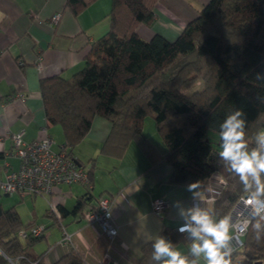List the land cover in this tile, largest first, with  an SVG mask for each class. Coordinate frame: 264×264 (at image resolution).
<instances>
[{"label":"trees","instance_id":"16d2710c","mask_svg":"<svg viewBox=\"0 0 264 264\" xmlns=\"http://www.w3.org/2000/svg\"><path fill=\"white\" fill-rule=\"evenodd\" d=\"M93 1L67 0V6L77 15ZM157 2L112 0L109 30L90 43L84 66L69 77L57 74L41 79L47 120L62 126L63 149L73 156L68 147L88 134L94 118L108 119L112 127L103 153L121 157L136 141L152 161L169 162L171 184L197 183L196 195L204 192L214 173L223 175L227 184L217 201L201 203L200 210L214 221L230 219L240 197L255 193V184L250 179L245 188L229 162L220 157V126L228 115L240 111L249 151L258 147L256 134L264 132V0H208L176 38L155 33L146 39L138 26L153 25ZM199 80L203 87L189 92ZM147 116L154 118L164 143L162 152L144 131ZM84 203L78 200L74 212H80ZM256 223L261 224L259 230ZM22 226L16 206L4 207L0 201V264L9 259L43 264L42 254L35 255L32 248L45 234L29 232L22 237ZM160 237L173 247L183 239L178 229L165 225ZM153 243L143 245L136 264H163L151 258ZM182 256L188 264H201L192 252ZM229 259L230 264H264V220L252 215L242 245L232 249ZM83 261L82 253L73 247L53 264Z\"/></svg>","mask_w":264,"mask_h":264},{"label":"crops","instance_id":"0c3cea01","mask_svg":"<svg viewBox=\"0 0 264 264\" xmlns=\"http://www.w3.org/2000/svg\"><path fill=\"white\" fill-rule=\"evenodd\" d=\"M207 1L158 0L153 25L140 24L138 32L146 39L155 33L174 39ZM111 7L112 0H94L75 15L67 0H0V180L7 162L15 169L20 166L13 133L23 131L26 142L50 135L53 146L57 143L62 148L65 133L60 124L47 120L41 79L57 74L69 77L84 66L90 43L109 30ZM56 14H60L58 21L53 20ZM22 92L27 94L24 100L17 97ZM111 127L108 119L96 116L88 134L68 147L91 170L89 182L61 183L52 195L0 190V196L12 195L0 201L4 207L16 206L22 227L46 225L45 236L32 248L35 255L42 254L43 264H53L73 247L82 253V264H100L106 256L110 264H136L143 245L160 238L164 225L177 231L193 210L192 198L200 196L188 186L171 184L169 162L152 161L136 141L129 143L121 157L103 153ZM148 138L160 152L164 150L160 137ZM101 196L112 201L110 218L118 227L113 238L84 215ZM156 198L170 202L162 214L154 211ZM80 199L84 208L75 213ZM52 203L55 210L50 209ZM65 231L72 235L71 243L61 241ZM182 237L173 247L181 255L191 252L195 242L187 232ZM194 256L207 264L203 254ZM6 264L17 262L9 259Z\"/></svg>","mask_w":264,"mask_h":264},{"label":"built area","instance_id":"2783aa9c","mask_svg":"<svg viewBox=\"0 0 264 264\" xmlns=\"http://www.w3.org/2000/svg\"><path fill=\"white\" fill-rule=\"evenodd\" d=\"M60 14L53 16L54 21H58ZM27 94L22 92L17 97L24 100ZM14 141V153L20 159L19 168L15 169L7 162L5 164L4 178L0 180V190L5 193L18 192L21 194H43L52 195L56 187L61 183L71 184L74 182H89L88 169L83 166L74 156L63 149L55 150L53 140L50 135H45L38 139L26 142L23 138V131L12 134ZM227 184L226 178L214 173L207 180L204 192L193 200V210L201 207V203L206 202L213 205ZM250 194L242 195L232 209V223L234 228V239L229 247L236 249L243 243V236L248 230V226L253 215L252 208L247 206V198ZM53 203L50 209L55 210ZM154 211L162 214L166 211L170 202L163 198H156L153 201ZM112 201L108 197L101 196L98 203L84 213L89 223L97 222L102 230L113 238L118 234V227L110 218ZM186 222V221H185ZM177 227L179 229L185 224ZM31 232L35 236L46 233L45 224H36L30 227H22L19 235L26 237ZM64 243L72 242V235L64 232L61 239ZM108 256L104 257L100 264H110Z\"/></svg>","mask_w":264,"mask_h":264},{"label":"clouds","instance_id":"9594fccd","mask_svg":"<svg viewBox=\"0 0 264 264\" xmlns=\"http://www.w3.org/2000/svg\"><path fill=\"white\" fill-rule=\"evenodd\" d=\"M241 116L242 113L236 111L228 115L221 124L219 138L222 144L219 155L229 162L245 188L250 186V179L255 184V193L247 198V206L252 208L255 216L264 220V132L256 134L258 147L249 151L245 141L246 122ZM197 186V183H193L189 190ZM255 228L259 230L261 224L256 223ZM232 230L233 223L229 218L214 221L208 212L199 208L191 210L185 224L178 229L181 233H189L195 241L191 245V252L196 256L203 254L207 264H230L232 248L229 244L234 239ZM152 248L151 258L154 261H162L163 264H188L186 258L163 237L155 239Z\"/></svg>","mask_w":264,"mask_h":264},{"label":"rangeland","instance_id":"374dc122","mask_svg":"<svg viewBox=\"0 0 264 264\" xmlns=\"http://www.w3.org/2000/svg\"><path fill=\"white\" fill-rule=\"evenodd\" d=\"M203 87V81L202 80H199L198 82H196L192 87H190L188 89L189 92L193 91V90H196V89H201ZM144 131L146 133L147 136H151V134H155L157 135L158 137H160L159 133L157 132L156 130V127H155V121H154V118L152 116H147L146 119H145V124H144ZM161 138V137H160ZM64 145V144H63ZM55 147V148H54ZM53 148L55 150H59V146L57 145V143L53 146ZM57 148V149H56ZM87 168V167H86ZM18 193H16L17 195ZM40 195V194H39ZM9 196H12V195H5V194H1L0 196V199H3L5 202H6V198L9 197ZM43 196V195H42ZM19 199V198H18ZM23 202V201H22ZM24 218H26L25 215H23ZM42 218V217H40Z\"/></svg>","mask_w":264,"mask_h":264}]
</instances>
